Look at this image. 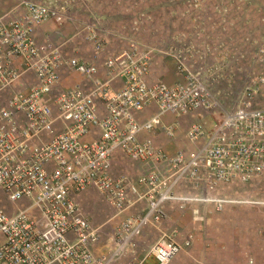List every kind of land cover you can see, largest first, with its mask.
<instances>
[{
    "label": "built area",
    "instance_id": "built-area-1",
    "mask_svg": "<svg viewBox=\"0 0 264 264\" xmlns=\"http://www.w3.org/2000/svg\"><path fill=\"white\" fill-rule=\"evenodd\" d=\"M22 5L16 17L0 18V190L8 201H0V264H169L193 237L164 229L168 205L196 216L203 203L226 202L209 194L218 186L264 176V102H255L264 95V74L246 81L219 120L209 113L212 123L202 117L190 124L188 147L169 153L142 134L177 140L183 118L221 109L225 94L213 89L223 76L219 67L196 68L189 53L172 46L164 53L180 78L151 80L155 49L135 39L102 69L96 61L65 59L36 35L44 22L60 20L59 9L35 0ZM88 38L100 53L98 32ZM64 67L83 79L58 88ZM167 114L175 120L164 121ZM119 154L143 171L136 178L117 173ZM189 186L199 191L188 193ZM91 189L114 217L123 215L106 252L98 247L109 221L95 225L79 201ZM150 228L160 235L143 247Z\"/></svg>",
    "mask_w": 264,
    "mask_h": 264
},
{
    "label": "rangeland",
    "instance_id": "rangeland-1",
    "mask_svg": "<svg viewBox=\"0 0 264 264\" xmlns=\"http://www.w3.org/2000/svg\"><path fill=\"white\" fill-rule=\"evenodd\" d=\"M23 1L0 0V18L19 15ZM35 1L59 9L60 20L44 22L37 34L40 43L48 48L60 47L65 59L79 56L85 61H96L102 69L108 56L123 50L135 39L142 48L155 49L152 69L158 72L177 73L174 60L164 53L172 46L189 53L196 68L218 66L223 76L213 84V89L225 94L222 108L215 112L201 110L195 115L197 118L211 113L219 120L224 108L233 107L246 81L251 76L264 74V0ZM94 29L104 41L100 53L95 52L94 41L88 38ZM67 73L76 72L68 69ZM75 81L79 80L68 79V82ZM58 88L66 87L60 83ZM256 101L263 103L264 95L257 96ZM174 120V114L164 117L166 122ZM183 129L179 126L175 136L181 133L185 138ZM123 159L127 165L134 163L125 156ZM189 187L185 189L188 193L199 191ZM216 192L228 202L220 206L203 203L196 216L191 210H179L186 216L178 214L177 221L173 217L164 222V229L173 231L177 229L170 226L180 221L183 229L181 234L177 231L178 235H184L183 239L188 235L193 237L191 246L177 255L175 264H264V176L249 182L222 184ZM83 194L79 201L85 212L95 225L109 221L105 236L111 235L123 215L114 217V208L97 191L91 189ZM0 201L8 202L1 190ZM149 231L151 241L148 245L144 243L145 246H151L160 235L156 228Z\"/></svg>",
    "mask_w": 264,
    "mask_h": 264
},
{
    "label": "crops",
    "instance_id": "crops-1",
    "mask_svg": "<svg viewBox=\"0 0 264 264\" xmlns=\"http://www.w3.org/2000/svg\"><path fill=\"white\" fill-rule=\"evenodd\" d=\"M37 29H36V35H37V38L39 40V37H38V34H37ZM77 58H80V57L77 56ZM67 72H68V69L65 68V67L61 71V83L66 88H68L70 86H73L75 83H78V82H80L83 79L82 77L78 76L79 75L78 73H77L78 74L77 75L76 73H74V74H71V73L68 74ZM149 76H150V79L151 80H155V79L161 78V79L167 81L168 83H172L173 81L178 80L180 78L177 74L170 75L169 73H163V72H160V71L158 72L157 69L156 70H153L152 69ZM69 78L74 79V80H79V81H77V82L75 81L73 83L72 82H68V79ZM26 79L33 80L34 79V76L33 75H29V77H27ZM21 87L23 88L24 86H21ZM154 110H155V107L152 106L151 108H149L144 113V115L141 118L148 117L149 115H151L154 112ZM195 115L196 114H194L192 116H189L188 118L187 117L183 118V120H182V126L184 128L183 129L184 133L189 128L190 124H192L194 122V121L191 122V120H190L191 118H193L196 121H198L199 119H202V118H197ZM204 120L210 123L212 121V117L208 115V116H206L204 118ZM180 134L181 133H179V136L177 137V140H169L168 138H166L165 136H163V133H161V132H158L156 135H153V136L150 135V134H147V133H143L142 134V137H143V139L147 138L148 136L149 137H153V139L155 140V142L158 145L164 146L165 149L170 153V152H175L178 149H182V148H187L188 147V144H185V141H184V139H186V138H183L182 135H180ZM89 138L90 137L88 136L87 139H89ZM183 141H184V144H183ZM129 164L127 165L125 163L123 157L119 154V155H117V157H116V159L114 161V169H115V171L117 173H119V172H126V173H129L134 178H136L138 176V174L143 171V167L144 166H141V164L138 163V162H134V163H131L130 162ZM220 186H218V188ZM216 190H214L213 192H210L209 194L213 195L214 197L221 198L220 196H218ZM82 195H84V194H81L79 197H81ZM79 199L81 200V198H79ZM167 208H168V211H169V217L167 219L168 220L167 223L169 222V220H172L173 217H176V221H177L178 218H179L178 214L179 215L182 214L179 211V209H177L172 204L168 205ZM186 214H189V213L187 212ZM182 216H183V214H182ZM184 216H186V215H184ZM179 225L182 226V224H181L180 221L179 222H174L172 224V226H170V227H172L173 229L176 228L177 229L176 231L180 232V230L182 231L183 228L181 226H179ZM179 228H181V229H179ZM149 230L150 229L145 230L144 235L141 237V243H142V246L143 247H145V244L148 245L147 242L151 241V239L149 238V236H151ZM180 234H181V232H180ZM180 234L178 235V237H180V239H183V236L184 235L182 236ZM110 245H111V242H110L108 236H104L103 243H101L100 246L98 247V252H104L105 250L109 249ZM147 261H148L147 264H156V262L153 259H149ZM175 263H176L175 262V259H173L169 264H175Z\"/></svg>",
    "mask_w": 264,
    "mask_h": 264
},
{
    "label": "clouds",
    "instance_id": "clouds-1",
    "mask_svg": "<svg viewBox=\"0 0 264 264\" xmlns=\"http://www.w3.org/2000/svg\"><path fill=\"white\" fill-rule=\"evenodd\" d=\"M221 199L226 200V199H224V198H221ZM226 202H228V201L226 200ZM212 204H213V203H212Z\"/></svg>",
    "mask_w": 264,
    "mask_h": 264
}]
</instances>
